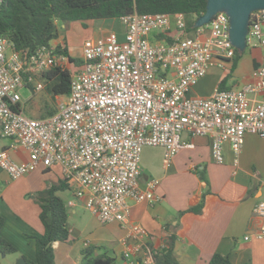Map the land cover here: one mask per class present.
Listing matches in <instances>:
<instances>
[{
    "label": "built area",
    "instance_id": "built-area-1",
    "mask_svg": "<svg viewBox=\"0 0 264 264\" xmlns=\"http://www.w3.org/2000/svg\"><path fill=\"white\" fill-rule=\"evenodd\" d=\"M120 19L123 39L112 31L85 40L84 62L72 72L70 93L58 95L57 112L45 118L25 112L21 90L34 83L41 91L45 84L37 79L39 74L75 63L57 54L51 44L25 55L0 36L1 134L13 139L11 148L22 147L29 155L19 162L0 148V168L17 180L42 164L60 165L68 186L100 223L118 222L127 229L125 264H155L144 251L147 229L130 219L132 201L161 199L156 194L158 178H148L144 187L140 184L144 146L164 147L167 167L180 150L195 146V137L208 136L218 164L225 162L229 144L236 172L245 135L264 138V52L255 78L242 87H217L210 97L194 96L192 87L210 67L235 56L229 16L218 12L209 23L196 27L194 36L186 35L182 12L135 11ZM173 21L179 33L171 41L158 38L167 35ZM248 46L264 49V9L251 13ZM253 94L259 100L253 101ZM255 211L263 223L246 234V240H264V200Z\"/></svg>",
    "mask_w": 264,
    "mask_h": 264
},
{
    "label": "crops",
    "instance_id": "crops-1",
    "mask_svg": "<svg viewBox=\"0 0 264 264\" xmlns=\"http://www.w3.org/2000/svg\"><path fill=\"white\" fill-rule=\"evenodd\" d=\"M110 19L87 21L86 24H92L86 40L104 37L114 31ZM75 25L71 24L70 29L76 30ZM70 29L67 35H60L50 44L56 47L67 46L69 54L72 55L70 44L74 38ZM178 33L179 30L173 21L167 34L173 37ZM186 35L194 36L195 33L193 31ZM119 37L123 39L124 35ZM263 52L264 49L260 46H248L234 68L233 60L215 63L192 87L190 94L210 97L220 85L227 89L242 87L255 78ZM259 97L256 94L251 95L253 101L259 100ZM12 140L4 137L0 128V148L7 149L11 158L16 161L28 160L26 149L11 148ZM193 141L195 146L180 150L170 166L166 167L163 162L166 173L158 178L156 194L161 196L159 201L131 202V222L140 223L149 233L145 253L151 255L162 250L175 237V254L179 264H207L216 252L228 255L233 264H264V240L245 239L246 234L255 232L263 223V218L256 213L255 208L264 200V138L252 133L245 135L236 172L234 155L229 144L225 146V162L218 164L213 161L211 155L210 137L198 136ZM41 166L43 164L39 167ZM39 167L34 172L40 169ZM34 172L17 181H22ZM43 173L48 174V180L53 183L64 179L60 165L47 167ZM9 178L7 172L0 168V213L5 219L2 235L16 246L18 251L1 254L0 264H15L19 258L24 257L35 260L36 237L44 233L39 204L19 197L20 189L16 187V182L13 183L16 180L8 182ZM147 179L148 175H141V187L145 186ZM31 190L33 191L32 187ZM62 192L67 209L71 210V213L77 214L79 210L86 208L84 201L77 198L69 186ZM204 193L205 203L201 212L186 211L181 214L182 211L198 205ZM71 200L75 202L74 206L68 205ZM69 218L70 239L53 244L56 264H64L63 253L67 257L71 256L69 264H81V252L87 247L86 241H89V245L104 247L123 259L127 229L120 223L104 224V231L96 234L92 240H76L72 245L70 241L78 237L74 234L77 228L69 223ZM89 228L91 229L90 224L86 223L85 230ZM79 233L82 234V230H79ZM103 250L100 249L99 252ZM78 252L79 255L73 258L72 255ZM58 253L61 254L59 258Z\"/></svg>",
    "mask_w": 264,
    "mask_h": 264
},
{
    "label": "trees",
    "instance_id": "trees-1",
    "mask_svg": "<svg viewBox=\"0 0 264 264\" xmlns=\"http://www.w3.org/2000/svg\"><path fill=\"white\" fill-rule=\"evenodd\" d=\"M207 9V0H0V36L7 37L17 50L25 55L35 53L44 45H49L60 37L59 25L69 21H87L96 19L116 18L135 11L139 13H179L186 15L187 33L196 28L195 23ZM158 38L170 35L159 34ZM57 54H63L76 65L84 60L69 54L67 46L59 45ZM244 52L235 49L233 68ZM37 79L45 84L47 95L56 100L58 95L70 93L72 72L69 68L51 67L38 75ZM31 86V84H30ZM222 89L224 85H220ZM30 109L38 118H45L57 112V106L52 107L46 97L29 100ZM24 105V102L22 104ZM65 179L51 183L36 196L41 208L40 219L44 225V233L36 237V259L24 257L27 264H56L53 244L57 241L66 242L70 239L68 225L69 213L64 199L58 195L67 187ZM203 194L200 203L186 211L201 212L205 203ZM5 219L0 213V253L9 254L18 251L10 241L2 235ZM104 249L102 252L99 250ZM81 264H114L115 257L98 245H89L82 249ZM155 264H179L175 254V237L168 246L153 252ZM207 264H233L228 255L216 252Z\"/></svg>",
    "mask_w": 264,
    "mask_h": 264
},
{
    "label": "rangeland",
    "instance_id": "rangeland-1",
    "mask_svg": "<svg viewBox=\"0 0 264 264\" xmlns=\"http://www.w3.org/2000/svg\"><path fill=\"white\" fill-rule=\"evenodd\" d=\"M64 24L66 25L65 27ZM71 24L74 25L78 24L75 25L76 30L73 31V28L70 29ZM91 24L92 23L84 25V23H82L81 21H69V22L61 23L59 25V32L61 35H67L69 33V29L73 31L72 36L74 40L70 44V47H71L72 55L74 57H80L81 48L86 40V35H88L91 30ZM110 24H111V28L115 32H117L119 36L122 37L125 34V26L122 20L120 19V17L111 18ZM151 40H154V37H151ZM74 65L75 66L72 65L70 66L71 71H74L75 67L78 66L76 64ZM46 92L47 91H45V89L41 91H36L34 83L31 84L30 88L25 87L21 90V94L24 102L23 107L25 112L29 116L37 117V115L34 114L33 111L30 109L29 104L28 105L26 104L30 102L29 100L32 97L34 100H38L39 98L46 97L49 100V103L52 107H55V105L57 106V99L53 100L47 95ZM164 154H165V148L162 146H151V145L144 146L141 156L142 177L143 175H148L149 179L159 178L161 174L164 175L166 173L165 169L163 168ZM41 167H39L40 169H38L37 171L35 172L33 171L34 173L28 175L29 177L28 176L25 177L22 181L16 180L13 182V183L16 182L15 184L16 187L20 189L19 197H22L24 200L33 201L35 204H38L36 196L39 194V192L46 189L48 186L51 185V183H53V181L48 180V174L43 173L44 171L47 170V166L43 165ZM12 181L13 180L11 178L8 179V182H12ZM41 185L44 186L43 188L39 189L38 187H40ZM31 187L33 191L31 190ZM58 195H60L62 198L65 197L62 191H59ZM71 212H72L71 210H68V213L70 215L69 223L77 228L74 234L78 237L77 239L70 241L72 245L76 242V240L77 241H83L87 239L92 240L93 238H95L96 234L97 235L101 234L104 231L106 226L100 223L99 220L88 209L83 208L79 210L77 214H73ZM86 223L90 224L91 229L89 228L85 230ZM79 230H82L83 233L80 234ZM110 254L115 257L114 264H125V261L123 259H120L118 255L114 254L113 252ZM57 255L59 258L61 254L58 253ZM78 255L79 252L78 254L76 255L73 254L72 256L73 258H75ZM1 257L2 255L0 253V259ZM63 259H64V264H69V259H71V256L67 257L63 253Z\"/></svg>",
    "mask_w": 264,
    "mask_h": 264
},
{
    "label": "water",
    "instance_id": "water-1",
    "mask_svg": "<svg viewBox=\"0 0 264 264\" xmlns=\"http://www.w3.org/2000/svg\"><path fill=\"white\" fill-rule=\"evenodd\" d=\"M258 9H264V0H207V9L197 18L195 26L209 23L218 12H225L230 19V39L240 52H244L251 13ZM16 264L27 262L20 258Z\"/></svg>",
    "mask_w": 264,
    "mask_h": 264
}]
</instances>
